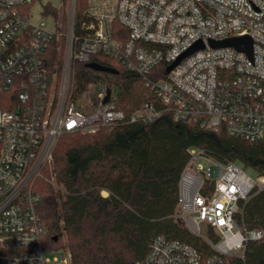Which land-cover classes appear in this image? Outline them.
<instances>
[{"label":"built area","instance_id":"2783aa9c","mask_svg":"<svg viewBox=\"0 0 264 264\" xmlns=\"http://www.w3.org/2000/svg\"><path fill=\"white\" fill-rule=\"evenodd\" d=\"M32 1L0 0V243L7 252L0 264H71L69 252L45 248L34 194L64 134L149 124L168 111L178 123L222 128L250 142L264 138V0H89L78 25L77 0H63L65 29L56 19L51 29L44 20L34 22L30 11L25 15ZM246 36L252 58L209 44ZM198 42L205 48L167 73ZM93 56L141 77L163 108L146 102L127 116L107 83L96 92L91 83L83 94L95 93L93 109H80L73 65ZM189 152L177 217L213 252L204 257L190 244L157 236L135 264H231L230 257L244 258L250 241L264 239V231L241 224L247 202L264 189V176L254 179L243 166L201 148ZM8 241L19 252L10 253Z\"/></svg>","mask_w":264,"mask_h":264},{"label":"trees","instance_id":"16d2710c","mask_svg":"<svg viewBox=\"0 0 264 264\" xmlns=\"http://www.w3.org/2000/svg\"><path fill=\"white\" fill-rule=\"evenodd\" d=\"M35 1L23 7L25 15ZM88 3L77 0V25L84 20ZM46 13L66 28L65 12L47 7ZM92 63L118 73L96 72L88 66ZM73 67L76 102L89 84H94L96 92L107 83L117 109L127 116L146 102L163 108L144 80L115 60L93 56L89 62L75 61ZM68 138L54 150L57 189L40 178L34 194L47 231L45 248L69 252L71 264H135L147 256L157 236L190 244L204 257L212 254L203 238L193 235L177 217L180 180L193 147L220 162L237 163L264 176V138L250 142L222 128L214 132L178 123L168 111L153 123H126L94 134H64L59 141ZM241 224L264 231V189L247 202ZM7 244L10 253L19 252L10 241ZM6 253L0 243V254ZM228 259L231 264H264V239L250 241L244 258Z\"/></svg>","mask_w":264,"mask_h":264},{"label":"rangeland","instance_id":"374dc122","mask_svg":"<svg viewBox=\"0 0 264 264\" xmlns=\"http://www.w3.org/2000/svg\"><path fill=\"white\" fill-rule=\"evenodd\" d=\"M47 7H53L55 10H57L59 13H63L65 12V7L63 6V0H36L34 5L31 6L30 8V12L33 15V21L34 22H39L41 20H44L47 22V24L49 25V27L51 29H53L54 27V17L49 16L48 14H46V8ZM95 93L92 92L91 97H88L87 95L83 94L80 98V100L77 102L79 107L85 111V112H91L92 111V107H91V102L90 101H94L95 98ZM68 139H61L60 141L58 140V142L56 143L60 145L62 142H66ZM53 169H54V163L51 167L46 168L47 173L45 174V172H43L44 174V180L50 182L54 188L57 189V185L55 183V175L53 173ZM247 173L254 179H257L258 174L252 170V169H246ZM104 195L106 196L107 194L104 193ZM183 222L184 225H186V223L181 220Z\"/></svg>","mask_w":264,"mask_h":264},{"label":"water","instance_id":"95a60500","mask_svg":"<svg viewBox=\"0 0 264 264\" xmlns=\"http://www.w3.org/2000/svg\"><path fill=\"white\" fill-rule=\"evenodd\" d=\"M210 46L212 48H224V47H233L236 48L239 51L245 52L249 57L252 58V46L253 41L250 37H238V38H231L223 41H210ZM205 48V44L203 42L196 43L189 51L184 53L176 62H174L172 65H170L167 69V73H170L183 59L186 57L192 55L194 52L199 51L201 49ZM91 69L95 70L96 72L100 73H109V74H117L118 70L112 67L103 66L99 64H89L88 65ZM111 95V90L108 92V96L106 101L109 100Z\"/></svg>","mask_w":264,"mask_h":264}]
</instances>
